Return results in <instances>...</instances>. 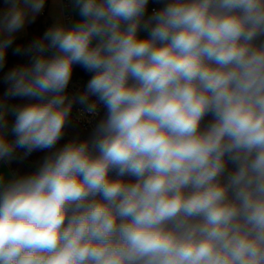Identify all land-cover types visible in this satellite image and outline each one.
<instances>
[{"label":"clouds","instance_id":"obj_1","mask_svg":"<svg viewBox=\"0 0 264 264\" xmlns=\"http://www.w3.org/2000/svg\"><path fill=\"white\" fill-rule=\"evenodd\" d=\"M5 2L0 68L45 6ZM72 2L6 76L38 102L0 110V161L55 149L74 103L104 115L0 175V264H264V0ZM74 65L93 75L69 99Z\"/></svg>","mask_w":264,"mask_h":264},{"label":"trees","instance_id":"obj_2","mask_svg":"<svg viewBox=\"0 0 264 264\" xmlns=\"http://www.w3.org/2000/svg\"><path fill=\"white\" fill-rule=\"evenodd\" d=\"M5 0H0V12L4 6ZM153 0H150L148 6V14L150 15V8L154 4ZM162 4L159 5V8ZM53 25L50 23H44L40 17H36L34 22L30 23L28 26V35L25 39L14 41V43L6 50L5 62L4 66L0 68V110L7 104L12 103L15 106H21L28 103H36V100H30L27 97H12L9 96L8 90L10 88L11 82L6 79L7 74L15 67L18 66H27L32 63V56L34 53L27 51V49L31 46V44L39 40L43 37L44 33L49 30ZM20 48V52H14V49ZM51 52H48V55H51ZM74 76L84 78L89 81L91 76L89 75L82 67L78 65L73 66V74ZM104 115V110L101 113L100 118ZM99 118V119H100ZM7 121L10 119L6 116ZM15 121V116H13L12 124ZM99 121V120H98ZM92 132L84 130L80 125L75 124L70 121L69 124L66 125L64 130V135L61 140L57 143L56 148L52 150H44V151H34L27 158L21 159L19 152H23V150H18L17 158L11 161V169L12 172L17 176H25L34 173L43 162V158L50 154L51 151L58 150L62 148L65 144L71 141H83L89 139ZM15 136L11 135V140H14ZM2 161H0L1 165ZM110 175L113 178H118L114 174ZM16 177V178H17ZM125 180H132V177H123Z\"/></svg>","mask_w":264,"mask_h":264},{"label":"rangeland","instance_id":"obj_3","mask_svg":"<svg viewBox=\"0 0 264 264\" xmlns=\"http://www.w3.org/2000/svg\"><path fill=\"white\" fill-rule=\"evenodd\" d=\"M8 6L9 5L5 2L0 13L7 10ZM70 14L73 17V22L71 24V26H72L74 23H76L77 21H79L81 19L78 15V11L75 10L73 7V2H72V8L70 10ZM64 15L65 14H64L63 6H62V0H45V6H44L43 11L39 15H37L36 17H40L44 23H50L51 25L55 26V25H63L64 24ZM28 26H29V24H26V26L23 30H21L15 34L14 41H19V40L25 39L27 37ZM140 35L145 36L146 33L141 32ZM94 43H95V41H94ZM45 55H48V53H45ZM13 107H14V105L12 103H10V104H7L6 106H4L2 108V110L11 109ZM6 116L10 120L8 121V128L5 130V132H6L8 139L10 140L11 135H12V133H11L12 119H13L14 115L12 114L11 111H8ZM19 154L22 155V152H19ZM0 175H2L5 178L4 182H8V181L17 177L12 172L11 162H5V161H2V163L0 165Z\"/></svg>","mask_w":264,"mask_h":264},{"label":"built area","instance_id":"obj_4","mask_svg":"<svg viewBox=\"0 0 264 264\" xmlns=\"http://www.w3.org/2000/svg\"><path fill=\"white\" fill-rule=\"evenodd\" d=\"M159 5V3H154L150 8V14L154 8L158 9ZM62 6L65 14L63 25L66 27H71V24L73 22V17L70 14V10L72 8V0H62ZM87 73L89 75H92V73ZM87 82L88 80L84 78L72 75L69 85L66 89V94L69 99H72L74 96L82 93L86 88ZM103 110V106H101L99 114L96 116H92L86 112L84 106L78 103H74L69 120L75 124L80 125L84 130L93 132L95 124L98 122Z\"/></svg>","mask_w":264,"mask_h":264}]
</instances>
